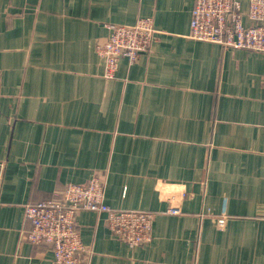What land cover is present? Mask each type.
Segmentation results:
<instances>
[{"label":"crops","instance_id":"crops-1","mask_svg":"<svg viewBox=\"0 0 264 264\" xmlns=\"http://www.w3.org/2000/svg\"><path fill=\"white\" fill-rule=\"evenodd\" d=\"M192 6L0 0V264H54L25 240L24 205L94 175L107 206L153 215L151 240L128 247L78 211V264H264V53L190 39ZM144 18L149 50L105 79L107 26Z\"/></svg>","mask_w":264,"mask_h":264},{"label":"built area","instance_id":"built-area-1","mask_svg":"<svg viewBox=\"0 0 264 264\" xmlns=\"http://www.w3.org/2000/svg\"><path fill=\"white\" fill-rule=\"evenodd\" d=\"M189 37L226 49L264 53V0H248L245 16L251 25L242 23L243 13L237 0H192ZM105 42L96 46L104 63L103 77L113 79L121 58L130 64L147 52L157 37L150 18L138 19L132 26L108 25ZM24 220L29 226L25 240L35 246L49 244L54 264H78L89 251L82 243L75 225L78 211L104 214L110 233L128 247L144 245L151 240L153 215L144 211L114 210L104 203V182L94 175L84 185L68 184L34 204H26ZM177 207L167 214L178 215ZM227 217H217L223 228Z\"/></svg>","mask_w":264,"mask_h":264}]
</instances>
